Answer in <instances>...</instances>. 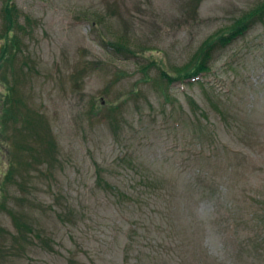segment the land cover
I'll use <instances>...</instances> for the list:
<instances>
[{"label": "rangeland", "instance_id": "rangeland-1", "mask_svg": "<svg viewBox=\"0 0 264 264\" xmlns=\"http://www.w3.org/2000/svg\"><path fill=\"white\" fill-rule=\"evenodd\" d=\"M12 3L0 264H264V0Z\"/></svg>", "mask_w": 264, "mask_h": 264}, {"label": "trees", "instance_id": "trees-1", "mask_svg": "<svg viewBox=\"0 0 264 264\" xmlns=\"http://www.w3.org/2000/svg\"><path fill=\"white\" fill-rule=\"evenodd\" d=\"M13 0H8L6 2V8H5V13H7L6 18L8 21L7 24V29L5 31V34L0 36V39L5 40L4 48L0 51L1 57H0V69H1V61H9L13 59V57L16 55L17 50L19 49L18 46V40H17V31L16 29V20L13 19L12 16V8H13ZM14 20V21H13ZM259 21H264V6L260 8L258 11L252 12L247 15V17L242 18L236 22V24L233 25L232 29L230 30L229 33L225 34L227 36H221L220 39L214 40V41H208L206 44L202 46L200 49V52L197 54L194 62H195V68H191L186 70L185 74H180V78L182 79H189L198 76L201 74H204L207 72V67H208V61L212 59V53L216 50L217 47H221L225 44H230L232 41L237 40L243 36H245L253 27L254 25L259 22ZM165 73V72H164ZM168 76L167 74H165ZM2 80H0V85H2ZM5 87V86H4ZM7 89V93H0V95H3L4 98H8L10 101L11 99H14L16 101L19 100L14 98V93H12V89L9 86L5 87ZM5 101V100H4ZM13 106V105H12ZM17 106V105H16ZM5 109V115L3 114L2 109L0 108V130L2 127V123L4 121V118H14L15 120L16 117L15 115H11L12 110L8 108ZM3 136V133L0 131V137ZM53 140V139H52ZM51 146H55V141L51 143ZM10 174V171H9ZM10 175L8 176V179H10ZM17 226L20 229V225L18 224L17 221ZM24 227V226H23Z\"/></svg>", "mask_w": 264, "mask_h": 264}]
</instances>
